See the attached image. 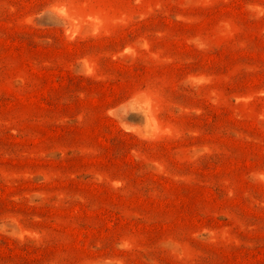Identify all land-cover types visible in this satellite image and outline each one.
<instances>
[{"label": "rangeland", "instance_id": "rangeland-1", "mask_svg": "<svg viewBox=\"0 0 264 264\" xmlns=\"http://www.w3.org/2000/svg\"><path fill=\"white\" fill-rule=\"evenodd\" d=\"M0 264H264V0H0Z\"/></svg>", "mask_w": 264, "mask_h": 264}]
</instances>
